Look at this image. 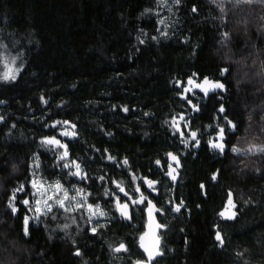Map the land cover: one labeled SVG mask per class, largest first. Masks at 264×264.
Segmentation results:
<instances>
[{
    "label": "trees",
    "instance_id": "obj_1",
    "mask_svg": "<svg viewBox=\"0 0 264 264\" xmlns=\"http://www.w3.org/2000/svg\"><path fill=\"white\" fill-rule=\"evenodd\" d=\"M5 65L20 72L13 84L0 85V264H133L142 256L137 237L144 219L116 214V185L129 193L138 177L158 178L169 152L192 179L180 192L197 193L201 183L207 194L203 212L187 226V264H264V155L227 150L213 157L206 146L226 124L221 105L238 125L226 138L228 149L264 145V0H0V73ZM192 73L198 82L219 80L226 93H184ZM181 115V131H196L200 147L186 157L172 127ZM45 136L67 146L66 158L42 145ZM33 178L50 195L59 182L72 210L54 198L52 212L36 220ZM21 183L26 189L16 196L33 207L17 203L13 215L8 197ZM225 190L248 201V209L238 228L223 232L219 248L211 220ZM180 241L175 255L183 252ZM121 242L128 251L115 253Z\"/></svg>",
    "mask_w": 264,
    "mask_h": 264
},
{
    "label": "snow or ice",
    "instance_id": "obj_2",
    "mask_svg": "<svg viewBox=\"0 0 264 264\" xmlns=\"http://www.w3.org/2000/svg\"><path fill=\"white\" fill-rule=\"evenodd\" d=\"M173 2L176 4H179L180 0H173ZM244 2L250 3L251 0H244ZM219 6L221 7V11H223V5H219ZM197 10L198 9L196 6H193V8L191 9L192 12H196ZM148 11H149L148 9H145V12H148ZM159 22L164 23V21L162 20ZM162 35H167V34L162 33ZM228 35H229L228 33H224L225 37H227ZM152 39H156V37H152ZM143 42H144L143 40L140 41V43H143ZM5 68L6 70L3 73H0V85H3V86H7V85H10L16 82L17 76L19 75V72H20L19 68H10L8 67V65H5ZM227 71L228 69L226 68L221 69L220 74L224 75V73ZM197 75H198L197 73H192L187 78L188 86L183 88L184 93H191L193 92V90L198 89L201 93L207 96L210 92H213L215 90H225V85L221 83L219 80H213V79H210L208 76H203L202 80L198 82L196 79H194V77H196ZM182 83L183 82H177V87H181ZM41 99L43 100V97H41ZM181 99L187 100V102L193 108L194 111H197V112L200 111V107L194 104L190 97L184 96L183 94H181ZM0 103H2V101H0ZM124 111H127V109L125 108ZM217 111L224 114L223 118L226 124L224 127H219L217 129H214V131L216 132V139L209 140L208 145L213 150H216L219 153L224 154L226 147H227V141L225 139L226 132L228 129L235 130L238 127V125H236L231 119L228 118L226 114V109L223 105H221L217 109ZM145 115H147V113H145ZM182 121H185V117L183 115H181L179 119H177L176 117H173L172 119V127L174 131L180 135L181 143H183L185 146L188 145L187 140L184 139V137L188 135L190 136L191 140L197 146H199V140L197 139L196 131H190L188 133L181 131ZM59 123L61 122L57 121V124ZM63 123L65 125L69 124L68 121H63ZM183 126L185 128L189 127L187 123H185ZM52 127H55V125H53ZM71 127L75 128L76 126L71 125ZM61 135L75 136V132L69 133L68 131H64L61 133ZM41 143L42 145L58 146L60 148L67 147L66 145L62 144L61 141L58 140L55 136H45V138L42 140ZM231 150L233 153H236L239 151V149H237L235 146H233ZM256 150L260 152H264V147H257L253 145V146H250L249 148V151H256ZM67 154H68L67 151H65L64 156H67ZM166 155L168 158V164H167L168 171L165 173V175L174 181L176 179V174H175L176 168L180 166V161H179L178 156L171 152L167 153ZM61 158L63 159V157ZM109 159H113V158L109 157ZM73 163L75 164V162ZM123 163L127 164L128 161L125 159ZM156 164L159 166L161 164V161L157 160ZM173 164L176 165V168L173 167ZM75 166L77 168V172L74 173V175H80V172H79L80 165L76 164ZM36 167L38 168L39 164H37ZM65 167H68V165L65 164ZM100 179L103 180L104 177L101 176ZM133 179H135V177H133ZM212 179L213 180L216 179V174H213ZM155 183L156 181H153L151 179L144 180V184L147 185L149 189L154 188ZM52 187L55 189V191L50 195L48 194V190L45 189L44 184L40 180L36 178H33L31 180V188L34 190L32 195L33 197H39V198H35L34 211L35 213H37V215L35 216L36 220H39L42 215H47L48 213L52 212L53 210L52 204L49 202L52 201L54 198H55V202L58 205V207L62 208L65 212L72 210L65 205V201L68 199V195H67V192L63 190V186L59 182H56L54 185H52ZM116 187L119 188L121 192H125V189L120 187L119 184H117ZM203 187L204 185H201V188ZM25 189H26V185L24 183H21L18 188L13 189V194L8 197V200H9L8 207L11 209V213L13 215H18L19 213V208L16 206L17 203L22 204L27 208L33 207L31 200L27 198L20 200L16 196V193L24 192ZM61 191H64L63 198H60L56 195V193H59ZM135 192L139 194V198L137 199L135 197H129V199L132 201L133 205H141V204H145L146 202L147 204L146 211H147V216H148V225H147L148 231L144 232L139 237V246L143 250V253L147 256V260L145 261V260L138 259L134 261L133 264H156L157 257H160L163 255L160 249V238L157 235L156 230L164 227V225H161L160 223L155 221V219L153 218V213L160 211V209H157L153 201L143 194L140 187H137L135 189ZM125 195L127 196L128 194L125 192ZM233 195L234 194L231 191L227 193L226 203L223 206V210L219 212V215L222 218H225L228 220H232L236 218L238 209H237L236 203L234 202ZM245 203L247 204L248 201H245ZM80 206L81 205H77V207H80ZM115 207H116V210L119 212L122 219L130 220L132 218L131 213H130L129 204L121 203L120 199L117 198ZM98 208L99 206H96V210H98ZM88 209L90 212L93 211V205L89 204ZM173 211L179 212L180 206L175 207ZM93 214L95 213L93 212ZM100 214L103 215L104 213H100ZM89 219H91V217H89ZM91 231H92V234L95 235L97 232L96 227H92ZM23 232L25 236H28L30 234V218L27 215L23 217ZM215 238L220 244L224 243L221 233L219 231L216 233ZM114 251L115 252H127L128 248L125 245V243L121 242L119 243L117 247L114 248ZM76 254L80 255L79 252H77ZM237 255H240V254L238 253Z\"/></svg>",
    "mask_w": 264,
    "mask_h": 264
},
{
    "label": "flooded vegetation",
    "instance_id": "obj_3",
    "mask_svg": "<svg viewBox=\"0 0 264 264\" xmlns=\"http://www.w3.org/2000/svg\"><path fill=\"white\" fill-rule=\"evenodd\" d=\"M225 125V124H224ZM224 127V126H223ZM231 133V130L228 129L225 135V139L227 138L228 134ZM216 135L211 136L210 138L207 139L206 141V146L208 145L209 140H215ZM188 145L185 146V155H182V157H186L187 153L190 151L192 154H194L196 151L199 150V146H197L189 137L188 140ZM210 148V147H209ZM232 149V148H231ZM231 149H228L226 147V150H229L230 153L234 155H238L241 153H233ZM209 154L213 157H220L222 154L219 153L216 150H213L210 148ZM168 160L166 164L163 166L161 169V176L158 178H152L150 177L151 174L148 173L147 177L141 176L138 177L135 180V186L133 187L132 192L129 191L127 196L125 195V192L120 191V202L121 203H127L129 204L130 207V213L131 216L135 215V213L139 214L141 213L143 216V226H142V231L137 237V248L141 253L140 260H147L145 255L141 252L139 245H138V240L141 234L144 233L146 223H147V215H146V208L147 204H141V205H133L132 201L129 199V197H135L139 198V194L135 192V189L137 187H140L141 191L145 196H147L150 200L153 201V203L156 205L157 209H160V211L155 212V219L156 222L160 223L161 225H164V227L160 228L158 231V236L160 238V249L163 253L162 256L157 257L156 259V264H165L171 261H179L181 264H187V256L186 252L189 248V243H190V233L187 232V226L193 222V216L194 212L202 213L203 212V207H202V198L206 199L207 194L204 193V189L201 188V183L198 184V189L199 192L197 193H186V192H180L182 189H184L186 184H189V181L192 180L190 177H186L185 175H182V167L181 164L178 168H176V165L173 164V167L176 168V179L173 181L171 180L168 176L165 175V173L168 171ZM213 177V176H212ZM211 178L212 184L217 183V178L213 180ZM145 179H151L153 181H156L154 188L149 189L147 185L144 184ZM198 183V182H197ZM230 190H225L224 191V196L221 199V202L219 206L216 207V209L212 212L213 218L211 220V230L213 232V238L216 240V233L219 231L221 233V236L223 235L224 231L228 230H235L238 228V224L242 221V219L247 215V209H248V204H246L244 201H241L238 195H233L234 202L237 205V215L235 219L228 220L225 218H222L219 215V212L223 210V206L226 203L227 200V193ZM177 206H180V211L176 212L173 211V209ZM235 211V210H234ZM115 212L116 214L121 218L120 214L117 212L116 207H115ZM122 219V218H121ZM124 220V219H123ZM170 232H173L172 234V239L170 240V243L167 239V236ZM177 235V238H175ZM176 239V241H175ZM180 239H182V253L180 255H175V246L177 242H181ZM218 242V241H217ZM219 243V242H218ZM119 244L113 247H117ZM223 244H218V247H222ZM166 251L170 253V257L168 254H166ZM115 252V251H114ZM115 253H123V252H115Z\"/></svg>",
    "mask_w": 264,
    "mask_h": 264
},
{
    "label": "water",
    "instance_id": "obj_4",
    "mask_svg": "<svg viewBox=\"0 0 264 264\" xmlns=\"http://www.w3.org/2000/svg\"><path fill=\"white\" fill-rule=\"evenodd\" d=\"M224 74H226V72L224 73ZM193 91H196V92H200L198 89L197 90H193ZM216 92H220V93H222V94H225L226 93V86H225V90H215V91H213V92H210L208 95H212V94H214V93H216ZM201 93V92H200ZM203 94V93H202ZM204 95V94H203ZM207 95V96H208ZM205 96V95H204ZM51 146V145H50ZM53 148H56V149H61L63 152H65V148H60V147H58V146H52ZM65 158H66V156H65ZM118 212V211H117ZM119 213V212H118ZM146 215H147V211H146ZM153 218L155 219V212L153 213ZM155 221H156V219H155ZM147 225H148V216H147V223H146V227H145V231L144 232H146V231H148V228H147ZM157 231V235H158V231H159V229H157L156 230ZM138 245H139V240H138ZM139 248H140V246H139ZM140 250H141V252L143 253V250L140 248ZM144 254V253H143ZM145 255V254H144ZM145 257L147 258V256L145 255Z\"/></svg>",
    "mask_w": 264,
    "mask_h": 264
},
{
    "label": "rangeland",
    "instance_id": "obj_5",
    "mask_svg": "<svg viewBox=\"0 0 264 264\" xmlns=\"http://www.w3.org/2000/svg\"><path fill=\"white\" fill-rule=\"evenodd\" d=\"M250 146H253V145H247V146H243V147L241 146V147L237 148V149H239V151L236 152V153H241V154L242 153H246V154H251V155H264V152H260L258 150H256V151H249ZM255 146H257V147H264V145H255ZM90 213L93 215L92 212H90ZM87 214H88V212H87Z\"/></svg>",
    "mask_w": 264,
    "mask_h": 264
}]
</instances>
